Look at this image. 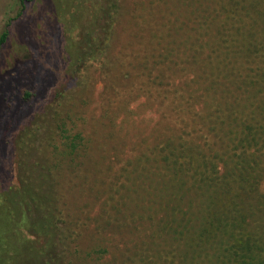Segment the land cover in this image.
<instances>
[{"label": "rangeland", "instance_id": "1", "mask_svg": "<svg viewBox=\"0 0 264 264\" xmlns=\"http://www.w3.org/2000/svg\"><path fill=\"white\" fill-rule=\"evenodd\" d=\"M206 1L0 0V40L7 32L0 42V246L9 263L39 262L44 239L33 231L37 216L21 194L20 176L34 163L30 151L49 121L69 107L86 155L75 161L80 178L67 172L54 184L66 214L81 220L73 227L77 238L67 264H122L126 254L150 247L156 230L142 218L146 210L139 207L141 221L123 222V214L132 215L128 202L135 194L130 193L135 170L125 158L136 154L137 139L152 141L151 134L165 130L169 115L181 122L188 117L185 94L196 101L202 96L195 108L200 111L224 83L209 78L217 63L198 45L199 38L214 35L217 22H211ZM114 4L119 18L109 63L83 70L81 59L99 35L97 24ZM213 82L217 89H211ZM79 84L86 85L77 92L76 105H68V88ZM169 88L175 89L173 97ZM114 182L127 187L124 211L120 204L118 211H105V203L96 201L109 195ZM106 212L121 225H103Z\"/></svg>", "mask_w": 264, "mask_h": 264}, {"label": "trees", "instance_id": "2", "mask_svg": "<svg viewBox=\"0 0 264 264\" xmlns=\"http://www.w3.org/2000/svg\"><path fill=\"white\" fill-rule=\"evenodd\" d=\"M216 1L205 2L211 22L217 21L214 35L199 38L198 45L216 60L209 78L225 81L214 101L199 105L200 111L195 108L202 96L196 101L185 94L192 107L186 103L184 123L169 115L165 130L151 134L152 141L137 139L136 154L125 158L135 170L130 192L135 194L128 202L132 215L122 213L124 225L133 218L141 221L140 207L156 234L151 248L145 244L149 252L142 248L126 254L122 264H264V0ZM116 8L108 6L101 16L98 38L81 59L83 70L108 65L119 18ZM85 85L68 88V105H76V94ZM216 87L213 82L211 89ZM168 91L172 97L176 93L174 88ZM70 109L49 121L30 151L34 163L25 165L20 176L21 194L37 216L33 231L44 239L38 264H67L69 246L77 238L73 227L81 222L66 214L61 192L54 188L67 172L80 178L75 161L86 155ZM110 185L109 195H98L96 201L105 203V211H118L119 204L124 211L127 187L124 182ZM100 218L107 228L119 223L108 212ZM18 243L27 245L26 240ZM5 249L0 246V264L8 262Z\"/></svg>", "mask_w": 264, "mask_h": 264}, {"label": "bare ground", "instance_id": "3", "mask_svg": "<svg viewBox=\"0 0 264 264\" xmlns=\"http://www.w3.org/2000/svg\"><path fill=\"white\" fill-rule=\"evenodd\" d=\"M223 5V4H222ZM228 5V4H227ZM229 7V6H228ZM216 9V8H215ZM224 12V11H223ZM225 29V28H224ZM218 32V31H217ZM220 32V31H219ZM217 35V34H216ZM262 37V36H261ZM224 41H226V40H224ZM197 48V47H196Z\"/></svg>", "mask_w": 264, "mask_h": 264}]
</instances>
